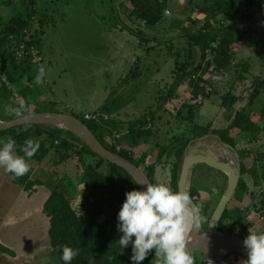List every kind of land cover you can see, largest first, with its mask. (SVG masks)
Returning <instances> with one entry per match:
<instances>
[{"label": "rangeland", "instance_id": "374dc122", "mask_svg": "<svg viewBox=\"0 0 264 264\" xmlns=\"http://www.w3.org/2000/svg\"><path fill=\"white\" fill-rule=\"evenodd\" d=\"M186 1L173 0V7L168 9L169 15L176 21L175 25L166 30H151L129 15L126 0H38L37 15H46L42 16L46 34L42 60L36 65L44 67L46 75L43 82L37 84L38 90L29 104L15 95L7 104L8 112L13 113L25 106L29 113L57 109L64 113L82 114L86 118L92 113L98 115L99 120L104 121L106 128L113 133L114 141L120 143V148L132 151L137 158L146 152L147 164L155 169L156 183L171 186L172 171L177 163L181 166V174L189 146L205 137L194 139L188 135L192 124L177 115L184 101L200 105L195 111L197 122L212 123L215 128L227 127L229 121L224 108H221L222 97L229 90H234L242 97L235 108L240 110L248 106L253 93V76L260 74L263 68L259 64L253 69L252 65V73H247L249 78L244 82H236L237 70L241 71V67H232L222 75L207 73L205 79L208 83H199L196 88L187 77L177 88L176 95L164 101L179 73L181 77L190 71L201 58L199 47L190 46L183 34L185 30L195 28L188 17H198L196 26L199 27L205 16L190 11ZM24 2L5 0L0 9V19L7 22L19 12L26 13ZM253 24L258 30V37L263 39L262 20ZM254 33H247L244 38L245 44H252V47L247 45L242 53L244 59L249 61V55H253L256 48V39L252 40ZM187 61L190 65L185 64ZM183 63L185 68L182 69ZM26 85L27 81H22L20 88ZM203 89L213 92L210 99L204 98ZM101 106H104L103 111L100 110ZM249 106L264 111V93L254 98ZM151 111L157 114L152 126L154 134L142 143L135 142L130 136L129 122ZM261 129L258 136L254 133L236 136L238 149L250 152L244 160L248 167L264 155V120ZM175 134H187L191 140L180 150L179 159L170 152L160 157L161 146L170 144ZM45 164L46 160L40 166L44 167ZM42 171H47L51 176L45 165L37 178H44ZM50 176L48 180L54 183ZM245 179L248 190L236 192L227 206L231 216L225 220L222 228L224 247L245 240L243 236L247 237L250 229L257 233L264 232V182L255 186L249 174ZM227 185L228 177L222 171L202 164L193 172L190 190L196 193L194 200L203 211L207 208L213 211L226 192ZM67 188L73 198L83 200L84 185L68 181ZM210 218L209 215L205 216L202 237L189 248L190 254L197 260L194 264L208 262L203 254L202 242ZM247 258L234 253L215 264H244ZM152 264H159V261L155 259Z\"/></svg>", "mask_w": 264, "mask_h": 264}, {"label": "trees", "instance_id": "16d2710c", "mask_svg": "<svg viewBox=\"0 0 264 264\" xmlns=\"http://www.w3.org/2000/svg\"><path fill=\"white\" fill-rule=\"evenodd\" d=\"M37 2L38 0H25L26 13L19 12L7 22L0 19V119L2 120H12L29 114L30 110L25 106L9 113L7 104L15 95L22 97L25 104H29L30 99L38 90L35 78L41 66L38 67L36 65L38 63H34L30 54L23 58H19L18 55L21 44H26L27 47L37 46L39 55H42L46 34L42 18L46 15H37ZM125 3L129 15L142 21L144 27L148 29L166 30L176 23L168 11L174 5L173 0H126ZM186 5L191 8L190 11L205 16L204 22L199 27L196 26L198 17H188L195 28L187 29L183 34V37L189 40L190 46L199 47L201 58L190 71L181 77L179 73L175 82L170 86L166 99L164 100L162 96L164 101L176 95L177 88L186 81L187 77L192 82L193 88H196L199 83L205 85L208 83L205 79L207 73L222 75L224 71L232 67H241V71L237 70L236 82H244L249 78L247 73H252V62L246 59L238 61L237 55L245 45L246 34L252 35L254 32L251 24L256 16L264 19V0H188ZM260 13L262 15H259ZM185 64L190 65V62L187 61ZM185 64H182V69L185 68ZM22 81H27V85L20 88ZM251 87L253 89L250 99L252 103L254 98L264 93V77L254 75ZM204 89L202 90L204 98L210 99L213 92H206ZM241 98L234 90H229L222 97L221 108H224L229 121L227 127L215 128L212 123L197 122L195 111L200 105L192 104L190 101H184L177 115L192 124L188 133L191 138L217 135L238 149L236 136L242 133H254L258 136L262 131L261 122L264 120V111L250 108L251 103L237 110L235 107ZM100 110L103 111L104 106H101ZM48 111L59 110L50 109ZM72 114L85 122L108 149L139 166L147 173L152 183L156 184L155 169L154 166L147 164L148 154L146 152H143L139 158L135 157L132 151L120 148V143L114 141V135L106 128L104 121L88 119L82 114ZM156 117V112L151 111L145 116L131 120L129 122L131 138L141 143L146 138L149 139L154 134L152 126L155 125ZM0 135L9 136L15 141L17 154L20 156H24L20 149L26 140H38L40 143L37 153L31 159L27 157L25 159L39 162L46 160V168L54 180L44 213L50 217L49 234L53 246L58 250L61 264H64L61 257L62 248L65 246L79 250V255L74 258L72 264H132L131 245L123 253H120L118 247V240L122 235L117 230L118 214L126 200V193L141 190V187L124 167L102 158L72 131L53 125L24 124L0 130ZM188 135L175 134L170 144L161 146L159 156L170 152V155L178 157L180 150L184 149L191 140ZM238 151L241 158L242 175L237 193L248 190V183L245 179L247 174L253 177L255 186L264 182V155L248 167L244 160L250 152L248 150H246L248 152H243L239 149ZM180 169L181 166L177 163L172 171L171 186L174 191H179ZM68 181L84 185L83 200L78 201V198L72 197L67 188ZM16 182L27 190L41 184L39 180H32L28 174L16 177ZM251 194L255 197L253 193ZM262 195L264 198V191ZM195 196L196 193L192 192V197L195 198ZM262 203L264 204V199ZM198 205L203 221L206 215L212 216L214 210L208 211L207 208L203 211L201 205ZM230 216L227 208L220 221L219 233L223 239L222 228L225 220ZM190 234L191 232L188 236ZM245 238L243 236V239ZM9 252L14 254L13 251ZM154 260L153 250L142 264H152Z\"/></svg>", "mask_w": 264, "mask_h": 264}, {"label": "clouds", "instance_id": "9594fccd", "mask_svg": "<svg viewBox=\"0 0 264 264\" xmlns=\"http://www.w3.org/2000/svg\"><path fill=\"white\" fill-rule=\"evenodd\" d=\"M45 75V68L41 67L35 83L41 84ZM39 148L38 140H26L20 149L24 156H20L15 141L9 140L0 146V168L17 178L23 177L30 171L25 157L31 159ZM192 203L187 192L173 191L167 183H149L144 191L126 193L118 214L117 230L122 233L118 240L120 253L131 245L132 264H142L153 250L159 264H194L187 239L194 226ZM200 223L201 218L197 217L195 226ZM244 244L248 250L244 264H264V232L250 229ZM62 253L64 264H72L79 250L65 246Z\"/></svg>", "mask_w": 264, "mask_h": 264}, {"label": "crops", "instance_id": "0c3cea01", "mask_svg": "<svg viewBox=\"0 0 264 264\" xmlns=\"http://www.w3.org/2000/svg\"><path fill=\"white\" fill-rule=\"evenodd\" d=\"M4 1L0 0V9L5 4ZM260 20L264 23L262 17L256 16L251 24L255 32L252 40L256 39V48L249 58L251 57L253 69H256L259 64L263 66L260 74L255 76L264 77V38L258 37V30L253 24ZM261 31L264 37V25ZM247 45L252 47L251 43H246L237 55L238 61L245 58L242 53ZM9 140H11L9 136L0 135V146ZM27 162L30 165V171L27 174L32 180L41 182L31 190L18 184L14 174L0 168V264H61L58 250L53 246L49 234L50 217L44 213L53 183L48 180L50 175L47 171V173L42 171L44 178L36 177L45 167V165L40 166L42 162L36 160ZM9 251H13L14 254ZM193 260L197 262L196 258ZM205 262L202 261L201 264H210Z\"/></svg>", "mask_w": 264, "mask_h": 264}, {"label": "water", "instance_id": "95a60500", "mask_svg": "<svg viewBox=\"0 0 264 264\" xmlns=\"http://www.w3.org/2000/svg\"><path fill=\"white\" fill-rule=\"evenodd\" d=\"M60 123L68 128L74 127L79 129L81 133H76L73 130L68 129L63 126L55 125L51 122ZM31 123H40V124H47L53 125L59 128H64L72 131L79 137H81L90 147L91 149L100 155L102 158L116 163L122 167H124L139 183L141 190H146L149 183H152L151 179L147 175V173L141 169L139 166L135 165L134 163L124 159L117 153L108 149L92 132V130L79 119L74 114L64 113L61 111H42V112H35L29 113L27 115H23L17 117L12 120L3 121L0 120V130L10 129L16 126L24 125V124H31ZM207 136V135H205ZM217 136V135H215ZM224 144L229 145L232 147L238 156V170L235 172L227 163L219 160L218 158L197 154V155H185L182 170L179 178L178 188L179 191H184L188 193L187 184L189 180L190 173L195 170L198 165H208L215 169L222 171L228 177V185L226 192L224 193L223 197L221 198L220 202L215 206L214 212L210 218L208 227L205 230L202 248L203 254L205 255L206 259L209 263L213 264L216 262H220L224 260L227 256L234 254V253H241V254H248V250L245 247L244 240H239L237 242L232 243L228 247H224L222 244L221 235L219 233L220 229V221L228 208L227 206L230 204L232 198L234 197L237 188L240 183L241 175H242V167L240 156L237 150L229 143L223 141L219 136H217ZM153 184V183H152ZM189 194V193H188ZM190 199L192 200V211L194 215V225L195 219L197 217L201 218V223L199 227H194V233L188 239V247L190 248L195 242L199 241L202 237L203 232V218L201 214V210L198 207L199 205L192 197V193L189 194ZM216 237L220 241L222 249H219L214 241L213 238Z\"/></svg>", "mask_w": 264, "mask_h": 264}, {"label": "bare ground", "instance_id": "6f19581e", "mask_svg": "<svg viewBox=\"0 0 264 264\" xmlns=\"http://www.w3.org/2000/svg\"><path fill=\"white\" fill-rule=\"evenodd\" d=\"M55 125L58 126H63L66 127L60 123H57L55 121L51 122ZM68 128V127H66ZM71 130H73L76 133H81L79 129H76L74 127H70ZM68 128V129H70ZM197 154H203L211 157L218 158L219 160L227 163L235 172L238 170V156L235 150L230 147L227 144H224L217 136H205L201 139H198L191 143V145L188 148V155H197ZM193 172L194 170L190 173L189 175V180L187 184V189L188 193H191V183H192V177H193ZM193 212V211H192ZM193 222H194V215H193ZM194 227L192 229L191 234L187 237L189 239L192 234L194 233ZM213 241L215 245L219 248L222 249L220 241L214 237Z\"/></svg>", "mask_w": 264, "mask_h": 264}, {"label": "built area", "instance_id": "2783aa9c", "mask_svg": "<svg viewBox=\"0 0 264 264\" xmlns=\"http://www.w3.org/2000/svg\"><path fill=\"white\" fill-rule=\"evenodd\" d=\"M27 54L31 55V58L35 63L40 62L42 60L41 55H39V50H38L37 46L27 47L26 44H21L19 49H18L19 58L26 57ZM87 118L99 120V116L94 115L93 113L87 115Z\"/></svg>", "mask_w": 264, "mask_h": 264}]
</instances>
